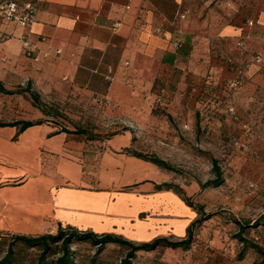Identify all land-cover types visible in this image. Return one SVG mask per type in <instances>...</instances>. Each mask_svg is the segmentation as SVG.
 <instances>
[{"label": "crops", "instance_id": "0c3cea01", "mask_svg": "<svg viewBox=\"0 0 264 264\" xmlns=\"http://www.w3.org/2000/svg\"><path fill=\"white\" fill-rule=\"evenodd\" d=\"M19 1L35 2L38 12L30 28L0 18L5 87L30 85L45 103L57 96L74 101L80 94L115 106L112 115L123 120H141L155 82L169 73L178 82L196 66L201 51L210 57L214 44L227 47L243 40L264 46V0ZM25 38L35 45L38 60L25 54ZM258 54L263 60L255 80L264 79V50ZM57 131L42 123L17 135V126H0L1 234L57 233L72 226L145 242L176 227L180 236L185 233L196 213L177 193L158 190L141 171L119 181L139 184L133 189L119 190L118 178L111 175L92 186L79 157L69 153L79 144ZM131 140L125 130L108 146L124 151ZM127 159L107 155L103 165L116 169L118 163L142 161L134 155Z\"/></svg>", "mask_w": 264, "mask_h": 264}, {"label": "rangeland", "instance_id": "374dc122", "mask_svg": "<svg viewBox=\"0 0 264 264\" xmlns=\"http://www.w3.org/2000/svg\"><path fill=\"white\" fill-rule=\"evenodd\" d=\"M238 45L245 49L244 56H247L238 60L239 66L243 64L240 69L236 64L228 66L226 57L213 60L201 51L203 55L196 66L183 73L178 82L174 83L173 74H165L149 90V111L139 121L117 118L112 115L115 106L80 94L74 101L54 97L46 104L55 114L47 115L34 105L29 93L0 91V122L44 120L56 129L83 128L87 134L69 133L79 144V148L69 153L79 157L83 173L92 178L89 182L92 186H99V177L111 175L118 178L119 190L133 189L139 184L126 185L119 181L125 175L135 176L141 171L157 185L181 187L185 195L211 214L195 226L193 243L188 250L167 247L140 250L134 264H253L258 253L248 248L244 258L239 259L243 244L236 236L239 223L251 221L244 236L264 247V220L254 225L264 213V79H253L258 74L255 73L257 66L262 64L257 56L263 60L258 53L264 46L243 40ZM126 129L132 134L131 148L155 153L175 169L143 159L132 165L118 163L116 169L105 167L103 160L107 155L122 161L132 156L123 150H110L108 146L111 137ZM213 158L219 160L224 181L217 187L202 188L201 182L215 176ZM193 210L196 217L192 221L200 217ZM181 212V222H184L188 219L186 210L182 208ZM180 232L176 227L161 236L177 239L186 235V231L181 236ZM11 235L4 233L0 239V257L6 253ZM14 247L21 264H36L39 248H28L21 243ZM73 249L75 264H121L129 247L109 243L96 254L95 245L75 240ZM53 251L57 252L58 246ZM56 256L50 253L47 263L52 264Z\"/></svg>", "mask_w": 264, "mask_h": 264}, {"label": "trees", "instance_id": "16d2710c", "mask_svg": "<svg viewBox=\"0 0 264 264\" xmlns=\"http://www.w3.org/2000/svg\"><path fill=\"white\" fill-rule=\"evenodd\" d=\"M177 41H179L178 46H181L183 39ZM239 41L236 42V45L232 46L228 44L227 47H223L219 43H218L219 45L214 44V46L211 47L210 57L213 58V60H215L214 57L216 58L221 57V59H223L222 57H226L228 66L229 65L232 66L236 64L240 69L241 67H243L242 66L243 64L241 62L242 65L239 66L238 60H240V58H242L245 55L244 52L245 49L242 47H238ZM244 57L247 58V56ZM0 91L7 94L27 92L29 93L34 105L37 106L39 109H41L45 114L47 115L55 114L54 113L55 111L49 110V105L42 100L41 95L37 91L32 90L30 85H27L26 87H18V89L16 90H10L9 88L5 87L3 82L0 80ZM42 123H44V120L19 119L6 123L0 122V126H17L18 127L17 135H19L26 128L32 125L42 124ZM62 131H65L67 133H75V134H87V130L83 128H76L75 130H68L67 128H61L57 132H62ZM124 151L130 153L131 155L149 161L153 164H156L160 167L170 170L175 169V167L170 162L159 157L155 153H151V154L143 153L131 147L125 148ZM212 169L215 175L214 178H211L206 182H201L200 185L202 188H206L208 186L217 187L223 183L224 181L223 170L217 158H213ZM156 188L158 190H173L181 197V199L188 206L192 207L193 209H196L197 212L200 213V217L194 219L188 225L186 229V235L184 237L173 239L172 237L169 236H158L150 241L135 243L118 234H114V233L98 234L91 230H79L75 227L68 226L67 228H60L57 233H44L39 235H11L10 236L11 240L10 242H8V248L6 253L4 254V256L0 257V264H21L17 258V252L14 247L17 243H21L23 246L28 248L40 249V254L38 256L36 264H48L47 259L50 253L57 254V256L52 260V264H75L76 252L73 249V244L75 240L85 241L91 243L92 245H95L97 247L96 254L100 253L104 248V246L109 243H117L120 245L128 246L129 250L127 251L126 255L122 258L121 264H134L133 260L136 257L137 251L140 250L153 251L159 247H167L173 249L182 248L184 250H188L193 243L195 226L201 224L204 220L209 219L211 217V214L205 213L203 211V207L195 204L192 198L190 196L185 195L182 188L179 186H174V184H160V185H156ZM263 220H264V213L255 220L254 225L260 224V222ZM250 225H251V221L239 223V232L237 233L236 237H238V239L243 244V248L239 253V259H243L245 251L248 248H252L259 255L258 258L253 262V264H264V247L259 243L254 242L253 240L244 236V232L246 231V228L249 227ZM2 237L3 234L0 233V239H2ZM1 241L2 243H4L5 239ZM54 246L56 247L58 246L57 252L53 251Z\"/></svg>", "mask_w": 264, "mask_h": 264}, {"label": "built area", "instance_id": "2783aa9c", "mask_svg": "<svg viewBox=\"0 0 264 264\" xmlns=\"http://www.w3.org/2000/svg\"><path fill=\"white\" fill-rule=\"evenodd\" d=\"M37 12L38 5L33 1L2 0L0 2V18L24 27L30 28L33 25L36 20ZM185 16V14H181L182 18H185ZM23 49L27 56L34 60L39 59L36 47L30 39H24ZM60 52L61 50L58 49L57 53ZM43 55L47 57L48 52H44ZM257 60L260 61L261 57L257 56Z\"/></svg>", "mask_w": 264, "mask_h": 264}]
</instances>
